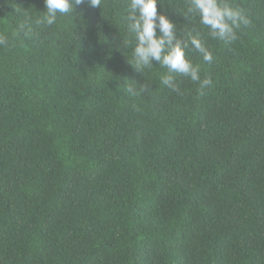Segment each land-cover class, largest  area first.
I'll use <instances>...</instances> for the list:
<instances>
[{
	"label": "trees",
	"instance_id": "obj_1",
	"mask_svg": "<svg viewBox=\"0 0 264 264\" xmlns=\"http://www.w3.org/2000/svg\"><path fill=\"white\" fill-rule=\"evenodd\" d=\"M128 2L47 26L45 0H0V264H264V0H229L251 20L229 43L158 0L213 54L189 53L203 94L131 64Z\"/></svg>",
	"mask_w": 264,
	"mask_h": 264
},
{
	"label": "clouds",
	"instance_id": "obj_2",
	"mask_svg": "<svg viewBox=\"0 0 264 264\" xmlns=\"http://www.w3.org/2000/svg\"><path fill=\"white\" fill-rule=\"evenodd\" d=\"M88 4L101 8L102 0H45L46 11L39 23L47 26L56 24L58 17L75 13L76 6ZM158 0H129L126 4L124 20L128 38L122 40L125 48L133 44L132 65L142 69H152L153 61L166 69L160 75V83L173 92L180 93L177 77L190 79L198 85V91L211 87L209 76L201 77L200 64H194L190 52L198 53L204 62L211 63L213 54L201 36V29L208 30L213 40L229 43L238 39V30L251 23L246 12L229 0H186V18H198L201 29H189L183 35L177 25L164 13H158ZM192 20V19H191ZM31 18L25 16L15 35L27 34ZM179 33V34H178ZM8 38L0 35V45H6ZM141 91H147L149 83L141 84Z\"/></svg>",
	"mask_w": 264,
	"mask_h": 264
}]
</instances>
